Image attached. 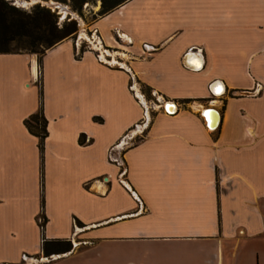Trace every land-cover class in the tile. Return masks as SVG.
Instances as JSON below:
<instances>
[{"label": "crops", "instance_id": "obj_1", "mask_svg": "<svg viewBox=\"0 0 264 264\" xmlns=\"http://www.w3.org/2000/svg\"><path fill=\"white\" fill-rule=\"evenodd\" d=\"M90 31L0 53V264H264V0H128Z\"/></svg>", "mask_w": 264, "mask_h": 264}, {"label": "trees", "instance_id": "obj_2", "mask_svg": "<svg viewBox=\"0 0 264 264\" xmlns=\"http://www.w3.org/2000/svg\"><path fill=\"white\" fill-rule=\"evenodd\" d=\"M80 3L88 0H73ZM128 0H100V17L110 13ZM75 21L57 24V17L44 7L35 6L33 10L23 11L4 0H0V53H28L41 57L54 45L73 37L77 32ZM27 130L38 138L39 149L48 135L47 120L40 103L39 110L24 120ZM45 221L40 225L43 229ZM44 250V247H43Z\"/></svg>", "mask_w": 264, "mask_h": 264}, {"label": "rangeland", "instance_id": "obj_3", "mask_svg": "<svg viewBox=\"0 0 264 264\" xmlns=\"http://www.w3.org/2000/svg\"><path fill=\"white\" fill-rule=\"evenodd\" d=\"M9 5H13L23 11L33 10L35 6L47 8L57 17V24L61 26L65 22L75 21L77 24V32L71 37L75 41L80 42L83 48L89 41H92V33L90 31L92 23L100 16V0H88L80 3L73 0H4ZM94 45V43H93ZM38 57V56H37ZM143 96L147 101L154 102L155 97L144 87H141ZM42 264V263H32Z\"/></svg>", "mask_w": 264, "mask_h": 264}, {"label": "water", "instance_id": "obj_4", "mask_svg": "<svg viewBox=\"0 0 264 264\" xmlns=\"http://www.w3.org/2000/svg\"><path fill=\"white\" fill-rule=\"evenodd\" d=\"M215 95H220L223 93V90H221L220 92H213ZM164 109L167 113L172 114L175 112L176 110V104L173 102H168L164 105ZM209 114L213 115V118L210 119ZM204 116L206 117V120L208 121V126L212 129L216 128L219 125L220 122V117L218 115V113H216L213 110H206V112H204ZM210 119V120H209Z\"/></svg>", "mask_w": 264, "mask_h": 264}, {"label": "built area", "instance_id": "obj_5", "mask_svg": "<svg viewBox=\"0 0 264 264\" xmlns=\"http://www.w3.org/2000/svg\"><path fill=\"white\" fill-rule=\"evenodd\" d=\"M85 142H86V143L89 142V138H86V139H85ZM102 183H103V181H102Z\"/></svg>", "mask_w": 264, "mask_h": 264}]
</instances>
